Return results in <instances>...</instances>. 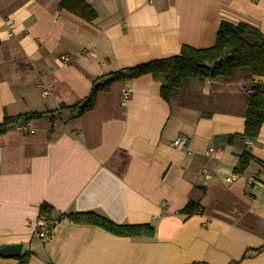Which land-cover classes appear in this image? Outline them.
<instances>
[{
	"label": "crops",
	"instance_id": "0c3cea01",
	"mask_svg": "<svg viewBox=\"0 0 264 264\" xmlns=\"http://www.w3.org/2000/svg\"><path fill=\"white\" fill-rule=\"evenodd\" d=\"M59 2L0 0V124L42 113L29 120L30 133L11 123L0 134V248L20 244L27 264H264V123L254 141L241 136L264 75L190 79L169 101L144 75L99 93L81 117L56 111L80 103L109 73L176 56L184 45L212 47L222 22L264 34V0H84L96 13L90 22ZM178 136L186 148L172 146ZM245 151L254 160L235 173ZM189 201L201 212L182 214ZM45 204L55 225L42 239L35 223ZM70 212L152 225L154 235L58 222Z\"/></svg>",
	"mask_w": 264,
	"mask_h": 264
},
{
	"label": "trees",
	"instance_id": "16d2710c",
	"mask_svg": "<svg viewBox=\"0 0 264 264\" xmlns=\"http://www.w3.org/2000/svg\"><path fill=\"white\" fill-rule=\"evenodd\" d=\"M59 8L87 22L96 18L95 11L84 0H60ZM238 72H246L252 76L264 75V34L247 24L233 25L222 22L212 47L197 49L184 45L176 56L109 73L103 77V81L97 78L93 82L88 96L80 103L69 107L60 105L56 111L68 109L74 112L76 117H81L94 108L99 93L108 92L116 82L132 80L144 75H151L161 82L160 96L165 101H169L178 90L186 87L190 79L229 78ZM40 117L42 113L5 118L0 124V134H3L11 123L25 122ZM262 123H264V84L258 83L252 87L248 99L242 138L254 141ZM253 160L249 151L243 152L234 172L242 173ZM51 211V207L45 204L41 206L39 215L51 224L52 229L55 223L49 218ZM180 212L187 216L198 214L201 212V206L198 202L189 201ZM64 219L74 223L96 225L118 236L149 238L154 235L152 225H118L93 212H70L59 215L57 218L58 222ZM29 255L30 252L19 255L16 258L17 264H27Z\"/></svg>",
	"mask_w": 264,
	"mask_h": 264
},
{
	"label": "built area",
	"instance_id": "2783aa9c",
	"mask_svg": "<svg viewBox=\"0 0 264 264\" xmlns=\"http://www.w3.org/2000/svg\"><path fill=\"white\" fill-rule=\"evenodd\" d=\"M62 60H67L66 57H62L61 58ZM49 91H50V87L49 88H46L43 90V95H47L49 94ZM130 92H131V89H125L123 92H122V99L124 101H126V99H128L129 95H130ZM15 129L16 131L22 133V134H28L31 132V123L29 121H25V122H18L16 123L15 125ZM172 146L178 148V149H184L186 148L187 146V140L185 137L183 136H178L174 139V141L172 142ZM215 150L210 148L207 150V154L211 157L215 154ZM205 177L206 178H210L211 176L208 174V173H205ZM235 179L234 176L232 177H227L225 178V182L227 183H230L232 182L233 180ZM251 180H253L251 178ZM35 226H36V229H37V233L39 235L40 238H45L51 231V224H49L45 218H41L39 217L35 223Z\"/></svg>",
	"mask_w": 264,
	"mask_h": 264
},
{
	"label": "water",
	"instance_id": "95a60500",
	"mask_svg": "<svg viewBox=\"0 0 264 264\" xmlns=\"http://www.w3.org/2000/svg\"><path fill=\"white\" fill-rule=\"evenodd\" d=\"M22 246L20 244L10 245L0 248V256L13 257L21 254Z\"/></svg>",
	"mask_w": 264,
	"mask_h": 264
}]
</instances>
